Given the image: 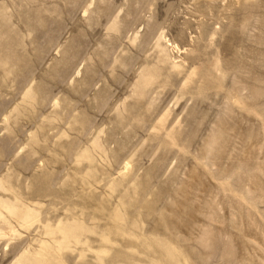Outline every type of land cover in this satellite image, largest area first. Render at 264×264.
I'll return each instance as SVG.
<instances>
[{"label": "rangeland", "instance_id": "rangeland-1", "mask_svg": "<svg viewBox=\"0 0 264 264\" xmlns=\"http://www.w3.org/2000/svg\"><path fill=\"white\" fill-rule=\"evenodd\" d=\"M0 264H264V0H0Z\"/></svg>", "mask_w": 264, "mask_h": 264}]
</instances>
